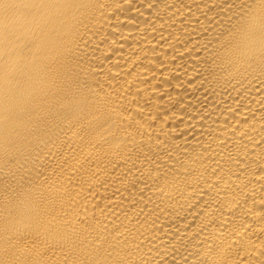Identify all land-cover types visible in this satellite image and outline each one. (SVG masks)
Here are the masks:
<instances>
[{"label": "bare ground", "instance_id": "1", "mask_svg": "<svg viewBox=\"0 0 264 264\" xmlns=\"http://www.w3.org/2000/svg\"><path fill=\"white\" fill-rule=\"evenodd\" d=\"M0 264H264V0H0Z\"/></svg>", "mask_w": 264, "mask_h": 264}]
</instances>
